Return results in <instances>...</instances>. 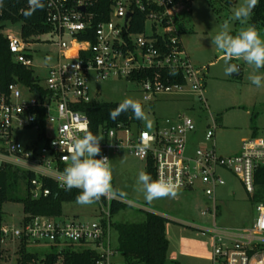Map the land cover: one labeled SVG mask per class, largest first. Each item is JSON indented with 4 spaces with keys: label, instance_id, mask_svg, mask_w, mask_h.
Instances as JSON below:
<instances>
[{
    "label": "built area",
    "instance_id": "obj_1",
    "mask_svg": "<svg viewBox=\"0 0 264 264\" xmlns=\"http://www.w3.org/2000/svg\"><path fill=\"white\" fill-rule=\"evenodd\" d=\"M45 1L46 20L52 29L7 40L14 60L28 68L34 66L32 53L37 42L46 37L58 46L57 61L48 68L47 85L43 87L46 93L29 88L37 97L23 99L19 84L10 85L7 93L0 92V172L13 167L34 174L29 188L32 199L51 194L45 187L46 179L63 189L60 175L67 162L62 157L70 154L76 138L91 131L89 117L78 107L95 101L89 88L92 76L135 81L141 85L146 101L158 94L184 91L206 101V68L193 63L182 42L178 9L186 0H110L107 13L102 0ZM136 13L145 18L142 32L132 31ZM151 68L170 69L174 80L162 77L160 72L142 80L133 78ZM216 129L213 119L198 140L199 125L186 114L156 121L152 130H145L144 123L142 127L134 122L102 125L97 134L103 137L101 154L96 158L106 156L111 163L112 154L128 149L147 164L153 161L155 179L172 178L183 191L200 187L207 199L202 215L210 218L211 225L188 226L208 233L212 264H264V203L258 204V216L251 226L217 224L221 203L218 189L227 184L224 172L235 174L250 197L255 193V173L264 165V129L245 138L240 152L231 156L219 152ZM26 130L36 131L37 136L23 143L19 133ZM113 201L102 198L96 202L100 212L92 222L24 212L16 225L7 221L3 209L0 264H19L23 245L27 250L29 246L51 248L47 253L91 249L96 253L95 264H125L117 259V254H122L112 243ZM70 226L80 234L71 235Z\"/></svg>",
    "mask_w": 264,
    "mask_h": 264
},
{
    "label": "rangeland",
    "instance_id": "obj_2",
    "mask_svg": "<svg viewBox=\"0 0 264 264\" xmlns=\"http://www.w3.org/2000/svg\"><path fill=\"white\" fill-rule=\"evenodd\" d=\"M224 0H192L178 9L182 42L193 63L206 68L205 98L201 101L197 94L189 91L158 94L146 101L141 85L125 77L97 79L93 76L89 82L90 96L94 100L120 102L132 98L144 105L148 120L144 121V129L152 130L156 121L179 114H186L194 119L200 129L214 119L217 123V145L225 154L234 152L241 144L244 136H253L254 131L264 129V88H257L248 80L254 69L242 60H233L242 72L240 75L225 74V57L222 52L211 45V38L220 31L223 21L230 16L233 9L242 3L237 0L233 6H227ZM241 25L232 21V33L235 34ZM264 38V25H256ZM2 32L6 37H23L21 22H5ZM46 38V37H45ZM37 42L33 47L35 76L41 86L46 87L48 68L55 64L59 52L53 41ZM50 57V59H48ZM258 74L264 75V69ZM23 99L37 97L34 91L20 85ZM222 119V121H221ZM225 122H224V120ZM223 122V123H222ZM226 125V126H223ZM20 140L28 143L37 136V132L26 130L19 133ZM113 181L127 193V206L113 217L112 223L141 222L146 219L147 212H154L167 219L166 233L169 239V257L167 264H212V245L207 232L190 227L209 226L210 218L202 215L207 199L199 187L193 191L179 190L176 198H163L147 203L144 195L138 191L136 178L139 171L147 172V163L135 157L128 149H121L111 157ZM227 184L218 189L221 201L217 214V224L232 228L251 226L258 216V204L251 200L241 181L232 172L223 173ZM6 219L11 224H19L23 217V205L18 202L4 204ZM100 210L96 203L79 205L65 203L62 220L92 222L98 219ZM113 246H117L118 233L111 229ZM31 253H47L51 248L29 246ZM175 256V258L173 257ZM117 259L123 257L117 254Z\"/></svg>",
    "mask_w": 264,
    "mask_h": 264
},
{
    "label": "trees",
    "instance_id": "obj_3",
    "mask_svg": "<svg viewBox=\"0 0 264 264\" xmlns=\"http://www.w3.org/2000/svg\"><path fill=\"white\" fill-rule=\"evenodd\" d=\"M191 2L192 0H186ZM227 6H233L237 0H224ZM105 11L109 10L110 0H102ZM46 4V1H45ZM27 0H5L4 7L0 9V92L7 93L12 84L23 85L37 89L45 94L40 80L35 76L33 68H28L14 60L8 45L7 37L2 28L5 22H21L22 32L25 37L38 35L52 29L46 20L47 6L42 11H36L30 18H25L21 9L27 8ZM132 31L142 32L145 18L141 14H134ZM249 23L264 25V0H259L253 10ZM183 33V28H182ZM160 72L162 77H169L173 81L174 75L168 68H151L138 72L133 78L137 80L152 77ZM180 80V79H179ZM183 81V78L182 80ZM121 102V101H120ZM120 102H105L95 100L80 105L78 109L83 111L90 119L91 132L98 134L102 125L115 127L118 124H130L134 122L142 127L144 121L132 117V112L121 114L116 120L109 117V112L115 109ZM142 104V103H141ZM143 109L144 105L142 104ZM147 172L155 179V166L151 160L147 164ZM34 174L23 172L13 167H5L0 172V223L3 220V207L7 202H18L23 205L24 212L31 215H44L59 217L63 214L65 203H76L78 189L65 191L58 187L53 180H45V187L51 190V194L41 199H32L29 194L30 181ZM114 185V184H113ZM256 190L251 200L256 203H264V165L255 173ZM115 186V185H114ZM127 206V203L113 201L111 215L114 217ZM146 219L141 222H113V228L118 233L116 249L122 254L125 264H167L169 257V239L166 236L167 219L153 212L146 213ZM0 252V262H1ZM19 264H95L96 253L91 249L70 248L62 252H50L46 254L31 253L25 245L19 250Z\"/></svg>",
    "mask_w": 264,
    "mask_h": 264
},
{
    "label": "clouds",
    "instance_id": "obj_4",
    "mask_svg": "<svg viewBox=\"0 0 264 264\" xmlns=\"http://www.w3.org/2000/svg\"><path fill=\"white\" fill-rule=\"evenodd\" d=\"M4 2L5 0H0V9L4 7ZM258 2L259 0H242L223 21L220 31L211 38V45L224 54L226 75L239 72V66L231 61L242 60L254 69L248 76L251 84L264 88V75L258 74L260 69H264V38L256 26L249 23ZM27 5V8L21 9L25 18H30L36 11H42L46 7L45 0H27ZM232 21H238L241 25L235 34L232 33ZM129 111L132 112L131 118L148 120L142 104L132 98H125L115 109L110 110L109 117L116 120L121 114ZM102 139L103 137L87 131L83 137L73 141L70 154L62 157L67 164L60 175V187L65 191L80 190L76 196V203L79 205H92L102 198L117 202H124L127 198V193L112 183L110 160L106 156L96 158L101 154ZM136 184L147 203L163 198L174 199L178 196L180 187L172 178L159 176L153 179L151 174L144 170L139 171ZM69 232L73 236L80 234L78 229L71 226Z\"/></svg>",
    "mask_w": 264,
    "mask_h": 264
},
{
    "label": "crops",
    "instance_id": "obj_5",
    "mask_svg": "<svg viewBox=\"0 0 264 264\" xmlns=\"http://www.w3.org/2000/svg\"><path fill=\"white\" fill-rule=\"evenodd\" d=\"M206 77H207V75H206ZM205 82H206V84H207V81H205ZM223 120H224V119H223ZM221 121H222V119H221ZM224 122H225V120H224ZM222 123H223V122H222ZM223 126H226V125L223 124ZM226 127H227V126H226ZM260 132H261V131H257V130H255L253 133H254V135H255V134H258V133H260ZM204 133H205V130L199 128V131H198V134H197L198 140H201V139L203 138ZM218 136H219V133H217V131H216V134H215L216 142H217V138H218ZM245 138H248V136H244V137H242V138H241V143H242V141H243ZM217 148H218V150H219V152H220L221 154L226 155V156H231V155H235V154H237V153L240 152V150H241V144L239 145V147H238L234 152H230V153H228V154H225V152H223V151L221 150V148L218 147V145H217ZM113 182H114V185H115L116 187H118V186L116 185V183H115V180H114ZM166 236H167V233H166ZM167 238H168V237H167ZM173 257L175 258V256H173Z\"/></svg>",
    "mask_w": 264,
    "mask_h": 264
},
{
    "label": "water",
    "instance_id": "obj_6",
    "mask_svg": "<svg viewBox=\"0 0 264 264\" xmlns=\"http://www.w3.org/2000/svg\"><path fill=\"white\" fill-rule=\"evenodd\" d=\"M128 17H130V14L128 15ZM241 72H242V69L239 67V72H238V73H236L235 75H240V74H241Z\"/></svg>",
    "mask_w": 264,
    "mask_h": 264
}]
</instances>
